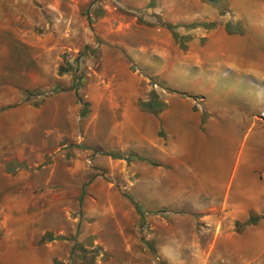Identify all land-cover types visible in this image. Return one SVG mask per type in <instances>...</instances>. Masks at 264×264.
I'll list each match as a JSON object with an SVG mask.
<instances>
[{"label": "rangeland", "instance_id": "1", "mask_svg": "<svg viewBox=\"0 0 264 264\" xmlns=\"http://www.w3.org/2000/svg\"><path fill=\"white\" fill-rule=\"evenodd\" d=\"M261 34L264 0H0V264H264V211L229 217L183 186L159 117L168 76L191 85L232 45L255 60ZM240 139L212 141L205 172L221 158L224 180Z\"/></svg>", "mask_w": 264, "mask_h": 264}, {"label": "crops", "instance_id": "2", "mask_svg": "<svg viewBox=\"0 0 264 264\" xmlns=\"http://www.w3.org/2000/svg\"><path fill=\"white\" fill-rule=\"evenodd\" d=\"M183 16V12H176L177 19ZM231 37L223 36L222 41ZM252 40L260 41L258 36ZM245 51L239 45H232L214 56L216 60H209L207 68L198 61L191 85H176L168 76L170 85L160 92L166 102L159 114L160 123L168 138L166 150L176 158V179L183 180V186L193 185L192 179L196 180L194 185L199 193L208 196L209 202H219L226 216L237 218L248 216L250 211H264V85H254L259 77L264 78V53L248 60ZM222 69L236 72L234 85H229V78L220 75ZM176 72L186 75L178 64ZM203 75L206 82H202ZM140 88L133 87L134 102L147 98L148 94ZM153 118L151 113L135 106L130 122L136 142H152ZM237 134L241 139L231 148L225 179H221L224 172L221 158L206 173L201 164L210 154L212 141L216 144L218 138L220 145H232ZM194 141L196 149L192 152ZM192 153L194 158L190 157Z\"/></svg>", "mask_w": 264, "mask_h": 264}, {"label": "built area", "instance_id": "3", "mask_svg": "<svg viewBox=\"0 0 264 264\" xmlns=\"http://www.w3.org/2000/svg\"><path fill=\"white\" fill-rule=\"evenodd\" d=\"M262 114L264 115V111L262 112Z\"/></svg>", "mask_w": 264, "mask_h": 264}]
</instances>
